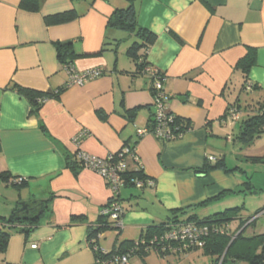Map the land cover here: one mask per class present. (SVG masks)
Segmentation results:
<instances>
[{"label": "crops", "instance_id": "obj_1", "mask_svg": "<svg viewBox=\"0 0 264 264\" xmlns=\"http://www.w3.org/2000/svg\"><path fill=\"white\" fill-rule=\"evenodd\" d=\"M20 1L0 0V174L5 176H0V216H9L20 203L41 205L31 214L36 220L28 232H11L0 264H98L88 234L111 192L93 170L75 173L69 167L67 158L76 150L105 157L124 144L134 147L153 181V186L120 187L119 240L140 237L175 208L208 200L193 210L205 216L235 206L242 183H251L239 175L247 174L242 162L264 163V133L249 143L237 137L241 120L251 112L233 96L240 83L264 99V0H134L133 30L108 25L126 0H40L37 10L22 8ZM69 9L77 13L70 21L44 20ZM138 27L153 32L154 43L144 45ZM132 34L139 40L131 41ZM54 42L71 43L77 71L100 67L103 74L67 85ZM132 45L164 74L167 109L189 124L181 137L161 141L137 135L149 125L153 96L148 76L129 54ZM250 54L253 62L243 76L236 63ZM13 83L43 93L66 87L46 99L35 116ZM231 104L238 109L236 117L223 118ZM230 142L237 160L232 167L225 160ZM220 159L228 170L193 171L206 160ZM127 162L130 170L136 168L130 158ZM18 178L23 184L13 183ZM115 234L103 232L96 242L110 250ZM123 264H131L130 259Z\"/></svg>", "mask_w": 264, "mask_h": 264}, {"label": "trees", "instance_id": "obj_2", "mask_svg": "<svg viewBox=\"0 0 264 264\" xmlns=\"http://www.w3.org/2000/svg\"><path fill=\"white\" fill-rule=\"evenodd\" d=\"M39 1L40 0H21L20 6L27 10H37ZM126 1V7L120 9L118 8L112 13L111 17L108 19L109 26H118L131 30L134 29V26L136 24L133 7L134 0ZM76 16L77 13L75 12V10L69 9L48 14L44 16V20L47 24H58L70 21ZM137 33L141 37H143L144 45H151L156 39V35L153 32L142 27L137 28ZM54 46L56 49L57 56L60 59V62L62 63L72 62V59L77 55L71 49L70 42H54ZM135 49L136 46L132 45L128 51L129 54L133 56L134 60L136 61L138 71L141 72V67L144 64H147L146 55L144 53L138 55ZM138 59H140V61H138ZM252 62L253 56L251 54L246 55L237 61L236 67H239L241 72L243 73V76H245L247 73V69ZM159 76L164 78V74H162V72L160 71ZM153 79L154 78H149L150 89H152ZM65 87L66 85L64 84V86L58 88L54 92L43 93L32 88L20 86L14 83L12 84V88L15 89L21 95H23L29 101L31 105L30 114L35 116H38V111L46 99L51 97H57L59 92ZM247 87V85H242V89L249 90L247 89ZM249 88L255 89L256 87L254 85H250ZM257 104L258 106L255 110L256 112H251L252 107L250 105V110L248 111L251 112V114H247L241 120V125L237 133V137L242 143H249L258 136H260L262 133H264V99L262 102L260 100H257ZM231 110L238 111L237 107L234 106V104H231L226 109L223 118L228 115L230 116ZM174 119L175 125H177V128L174 129L176 133L186 132L188 130L189 124L187 123V120L185 118L174 114ZM152 120L153 119L151 115L149 122L152 123ZM39 126L42 130H44L42 122H39ZM248 159L256 161L261 160V157L251 156ZM67 161L69 167L76 173L79 168V164L76 159L74 157H68ZM217 167H225V170H228V168H226L225 166V162L220 159L213 164L210 163V161L206 160V165L200 168H195L193 171L204 173V171L209 168ZM126 175L127 180L124 181V186H133V183L130 180V177L132 176L147 178L140 164L138 169H132L128 171ZM0 176L4 177L5 179V176H3L2 174H0ZM13 183L15 185L23 184L22 181H16V183L13 181ZM242 184H247L249 189H253V186L248 180L244 181V183ZM207 202L208 200H204L192 207L190 206L186 208L172 209L170 211V214L167 216L166 220L157 225L147 228L137 240H119L118 236H116L114 241L115 243L110 250L103 249L101 246H99V244H97L96 241L99 238L98 234L103 233L106 229L111 228L120 231V227L118 228L113 226L107 219H105L104 214L101 213L98 217L96 227L92 228L88 234V238L90 239L89 246L94 251V257L96 259V262L98 264H103V261H108L112 259L114 255H126L129 260L132 256L137 255L141 257L146 255L150 251L155 252L158 256L161 257L174 255L171 249L175 245V243L171 240L164 239V236L170 229V225H173L176 222L179 223L183 221H191L197 227L206 226L208 228V233L204 236L205 244L202 248L212 252H217L219 254L218 262L219 260H221L220 264H224V262L230 256L231 250L233 248L240 249L241 254L249 257L252 262L258 261L264 263V234L254 235L252 237L241 236L243 230L242 226L251 223L253 220H251L250 222H248L249 218L247 220H241L239 226L236 229L238 230V232L235 235L229 234L226 230V222L230 219V215H236L238 206L226 208L223 211L213 212L205 216H199L193 211L195 207L206 205ZM21 204H27L28 207L26 209H21ZM40 205V202L35 201H30L29 203H20L19 206L13 209L9 216H0V222L2 224L0 227V251H3L5 249L8 242V238L12 231L17 229V231L20 232H28L31 229L32 224H34L36 220L35 216L31 214H34L35 210H37ZM94 244L97 245L96 250L93 249ZM256 249H259V252L255 254L254 250ZM232 259L233 258L231 257L230 260Z\"/></svg>", "mask_w": 264, "mask_h": 264}, {"label": "built area", "instance_id": "obj_3", "mask_svg": "<svg viewBox=\"0 0 264 264\" xmlns=\"http://www.w3.org/2000/svg\"><path fill=\"white\" fill-rule=\"evenodd\" d=\"M138 61H140V59H138ZM64 69L68 76L67 85H82L103 74V70L100 67L77 71L72 65V62L64 63ZM141 72L149 78H154L152 80V89H150L153 96V120L152 123L149 122V125L145 128L138 129L137 135L151 134L161 141L173 140L181 137L184 132L176 133L174 131V129L177 128L174 114L167 109L165 104L167 96L164 93L163 78L159 76V70L148 64H144L141 67ZM230 117H236L235 110H231ZM74 142L75 144L79 142V135L74 137ZM74 158L78 162L79 168H88L104 178L106 185L110 189L111 196L107 205L102 209V214H104L105 219L113 226L118 228L121 227L122 223L120 218L124 210L119 200V189L124 181L127 180L126 174L130 171L127 158H130L132 162L136 164L135 169L139 167V158L134 147L124 144L117 151L110 152L105 157H99L81 150H76ZM210 159L213 158L210 157ZM130 180L136 188L153 186V181L149 178L132 176ZM17 181H22V178H18ZM207 233L208 228L206 226L197 227L191 221H183L170 225V229L165 234L164 239L171 240L175 243L171 249L174 254L179 251L182 255L186 254L188 250L192 248H202L205 244L204 236ZM101 234L102 233L98 234V237H100ZM31 247L35 248L36 244H32ZM93 249H97L96 244L93 245ZM220 261L221 260H219L218 264H220ZM127 262L128 257L126 255H114L112 259L103 261V264H123Z\"/></svg>", "mask_w": 264, "mask_h": 264}, {"label": "rangeland", "instance_id": "obj_4", "mask_svg": "<svg viewBox=\"0 0 264 264\" xmlns=\"http://www.w3.org/2000/svg\"><path fill=\"white\" fill-rule=\"evenodd\" d=\"M130 40L132 41L139 39L132 34L130 35ZM236 84L238 86H236L233 96H235V98H238L241 109L244 110L247 105H251V112H256L255 110L258 106V96L252 91L241 89L240 83ZM227 145L228 152H231L233 150L232 142ZM225 160L231 167L237 161L233 157V152L228 154ZM242 167H245L247 169V174L239 175H247V177H250L253 189H249L247 184H242L241 191L237 193L238 197L234 199V204H232L238 206V210L236 212V215H230V219L226 222V230L229 234L235 235L238 232V230L236 229L239 226L240 221L247 220L249 218L248 222H250L251 220L253 221L242 226L243 230L241 236L252 237L254 235L264 234V163L247 164L245 162H242ZM133 190L136 189L133 188ZM112 230L116 232L115 236L119 237L120 231L116 229H106L104 232L106 235H108L111 234ZM138 237L139 234L132 239L137 240ZM104 240L105 239H101V241ZM103 244L106 247H109L106 241H104ZM240 251L241 250L238 248H233L231 250L230 256L227 258L224 264H264L258 261L252 262L249 257L241 254ZM258 252L259 249L254 250L255 254ZM175 254L161 257L158 256L155 252L150 251L149 253L141 257L137 255L132 256L130 258V262L131 264H218L219 254L217 252H212L204 248L191 249L186 254L182 255L179 253V251H177V253ZM231 257L233 258L232 260H230Z\"/></svg>", "mask_w": 264, "mask_h": 264}, {"label": "water", "instance_id": "obj_5", "mask_svg": "<svg viewBox=\"0 0 264 264\" xmlns=\"http://www.w3.org/2000/svg\"><path fill=\"white\" fill-rule=\"evenodd\" d=\"M28 206H27V204H21V209H26Z\"/></svg>", "mask_w": 264, "mask_h": 264}]
</instances>
